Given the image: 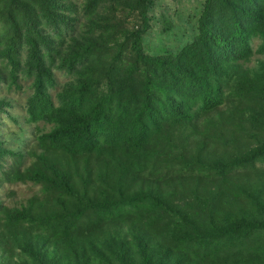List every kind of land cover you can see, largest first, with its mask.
Segmentation results:
<instances>
[{"label": "trees", "instance_id": "16d2710c", "mask_svg": "<svg viewBox=\"0 0 264 264\" xmlns=\"http://www.w3.org/2000/svg\"><path fill=\"white\" fill-rule=\"evenodd\" d=\"M104 5L137 28L118 42L123 22L95 17L75 39L79 19ZM153 6L154 0H83L80 7L71 0H0V87L26 82L25 122L47 129L35 137L39 169L21 171L20 156L0 142V183L30 181L44 197L20 209L0 204L1 243L35 236L71 259L97 256L91 239L127 225L165 247L156 264H264V143H241L247 132H264V64L255 72L241 67L253 53L264 54V0H203L190 41L175 54L147 55L141 41ZM223 107L216 119L207 117ZM180 129L201 133L199 150L209 144L219 160L180 158L173 144L183 142ZM157 142L167 146L158 151ZM230 144L234 152L227 154ZM55 152L70 160L64 171L43 163ZM4 156L11 157L5 169ZM82 157L101 167L79 174L71 161ZM195 177L218 184L206 203L181 184ZM210 202L226 209L205 213Z\"/></svg>", "mask_w": 264, "mask_h": 264}, {"label": "rangeland", "instance_id": "374dc122", "mask_svg": "<svg viewBox=\"0 0 264 264\" xmlns=\"http://www.w3.org/2000/svg\"><path fill=\"white\" fill-rule=\"evenodd\" d=\"M71 2L74 7H80L83 0H71ZM202 2L203 0H154L153 9L149 12L152 18L150 27L143 35L141 41V48L144 53L147 55L175 54L182 45L190 41L194 33L195 22L200 13ZM107 7V5H104L101 10L97 11V14L88 19H79L81 24L79 29L76 28L77 32L75 39H77L78 36L79 39L85 37V35L82 34L86 33L89 23L97 22L95 17L99 19L100 23H102V20L109 17H111L109 18L110 20L113 19V22H123V30H118V34H116L115 37L118 42L122 40L121 33L123 31L128 33L137 28V24H135L133 20L123 21L122 16L108 15L106 13ZM110 43L111 42H109V44ZM257 45L258 40H252L251 46L253 50L256 49ZM261 64H264V54L259 55L253 53L247 61L241 64V67L245 72H255ZM56 77L58 78L57 82L62 86L64 84V79L58 74H56ZM26 87V82H20L19 89H8L4 86L0 87V101L4 104L3 112L0 113V142L3 150L20 156L22 162L21 171L28 168L30 170H34V168L39 169L40 165H38V167L36 166L37 161L43 154L35 137L39 134V130L41 132L47 131V129L43 131L40 124L35 125L25 122L24 102L28 94ZM59 88L60 87L56 88V90H59ZM225 109L226 107L220 108L217 112L207 117L214 120L217 117L215 116L216 113ZM197 130L201 132L202 128L198 127ZM199 132L189 134V132L184 129L175 131L176 135L179 134V136L183 138H179L183 142L175 141V143H173L178 154H182L180 158L202 162L204 164L219 160L217 158L220 154H217L216 159L211 157L213 154H210L212 151L208 148L209 144L206 145L205 150H199L202 145L205 144L200 143L202 142V138H200L202 134ZM163 135L165 136V134ZM252 135L254 138H252L250 132L245 133L247 140L241 143L249 147L256 146L260 142L264 143L263 131L261 133L253 132ZM162 138L163 136H161V139ZM227 140L229 143H235L232 137L227 138ZM157 143L159 144L158 146H154V149L158 151L162 147L167 146L166 143ZM214 143H217L214 148H219L220 150L219 143L224 142L223 140H219L216 136ZM233 148L232 144H230L229 150H226V152H228L227 154L234 152ZM151 150H153V148ZM46 156L47 157H45L43 161L44 164L47 163V165L54 166L55 169L58 170L61 168L62 171L66 168L65 164L70 162V160L68 161L59 152ZM223 161H226V159ZM3 162L5 169L7 165L10 164L11 157L4 156ZM71 164H74L79 174H83L84 167L85 171L88 169L96 171L101 167L93 158L85 160L84 157L71 161ZM84 177L85 174L82 179H84ZM261 177L264 179V173L261 174ZM181 184L188 189L195 188L198 196L202 198L201 202L205 203L208 202L205 197L210 198L212 196L211 193H215L217 190L216 187H218L215 180H202L198 177L191 180L185 179ZM43 199L44 197L40 193V186L30 181L15 184L0 183V204L6 209H20L27 207L29 205L28 203L31 201L35 200L36 202H41ZM174 202L180 206L182 205L181 201L177 199H174ZM242 206L243 204H237L238 208ZM207 208L205 213L215 212L217 211L216 209L219 208L226 209L220 206L217 208L216 204L212 202L208 203ZM146 216L143 218L148 220L151 215ZM191 218L197 223L201 222L194 215ZM141 222L142 228H145L147 223L143 220ZM127 228V225L120 226L117 229L113 228L112 231L108 232L107 235L105 234L106 236L103 238L91 239V244L95 247L96 251L94 253H97V256L94 254V256L87 254L75 259H71L68 254H61L57 247L37 240L35 236H33V239L29 238L24 244L20 243L19 245L13 242L8 244L0 242V264H95L101 261H112L116 264H156L161 257L163 258L165 247L163 248L160 242H155L153 244L147 242L145 236H142V234L138 235L139 231L142 230L141 228L134 227L135 229L131 231H128ZM1 231L0 229V232ZM14 235L19 236V232L14 233ZM134 237L138 239L133 240ZM123 238L124 241H122Z\"/></svg>", "mask_w": 264, "mask_h": 264}]
</instances>
